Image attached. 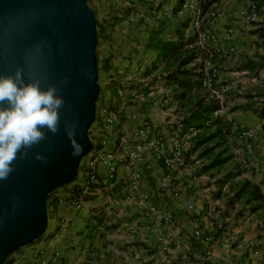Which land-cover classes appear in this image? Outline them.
<instances>
[{"label": "crops", "instance_id": "1", "mask_svg": "<svg viewBox=\"0 0 264 264\" xmlns=\"http://www.w3.org/2000/svg\"><path fill=\"white\" fill-rule=\"evenodd\" d=\"M170 1L173 6L176 4V0H154L151 11L159 6L155 13L151 12V17L147 16L149 12L144 15L141 9H136L138 15L134 24L125 26L122 21L113 28H102V39L98 38V45L102 40V53L97 58L109 68L100 71L110 76L112 84L126 77H132L136 81L132 84L138 85L149 84L152 77L159 80V73L144 76L156 58V53L146 49L145 43L159 22L163 23L162 38L172 39L174 29L181 21L188 20L184 11L172 16ZM241 2L248 0L211 1L209 5L219 11L213 25L216 41L203 42L202 46L222 54L214 86L229 83V91L219 99L222 102L220 113L233 106L244 107L227 114L226 118L232 121L231 141L241 143L238 148L244 169L241 177L258 185L264 200V34L253 33L259 22L264 21V0L257 3L259 18L256 24L245 22L235 13ZM226 30H230L229 39H224ZM189 31L190 28L185 36L192 34ZM247 63L250 65L243 67ZM254 85L259 87V102L252 98L250 87ZM148 89L161 94L155 106L144 104L146 97L126 89L117 90L119 105L114 104L110 94V99L105 98L110 103L98 101L99 105H108L118 112L114 132L106 135L107 145L112 149L117 140L130 138L142 122L153 123L167 149L181 141L178 122H171L178 120L179 114L170 102L169 91L160 81ZM121 95L127 102H134L131 109L121 107L124 104ZM258 113L261 116L258 117ZM234 128L235 133L232 132ZM246 130L251 132V137L239 138L238 135ZM89 136L97 141L94 132ZM184 143L188 144L187 140ZM126 151L125 146L115 151L113 180H107L104 170L97 169V182L85 196L80 211L66 202V197L76 194L71 193L72 188L78 186L63 187L66 192L59 193L63 203L59 205L56 201L54 208L46 207L45 233L39 240L11 254L6 264H27L34 257L50 260L54 253L58 255L54 264H264V206L255 214H248L246 210H237L239 204L226 205L224 185L218 189L208 178L204 180L209 182L203 181L201 174L204 173H200V169L189 174V166L175 165L168 174L151 151H146L136 166L141 182L138 189L131 190L129 175L123 167ZM177 187L180 193L174 196L170 190ZM139 193L146 195L143 204L139 203ZM186 203L191 204L190 209L186 208ZM210 205L214 206V212L207 215ZM166 214L168 221L163 220ZM195 230L200 234L198 237L193 235Z\"/></svg>", "mask_w": 264, "mask_h": 264}, {"label": "water", "instance_id": "2", "mask_svg": "<svg viewBox=\"0 0 264 264\" xmlns=\"http://www.w3.org/2000/svg\"><path fill=\"white\" fill-rule=\"evenodd\" d=\"M97 42L86 0H0V74L23 67L30 55L31 71L46 76L65 101L59 131L45 129L46 139L27 149V156L18 155L13 172L0 180V264L45 233L47 195L74 182L80 160L91 151L88 131L99 95ZM66 123L76 125L79 155H73Z\"/></svg>", "mask_w": 264, "mask_h": 264}, {"label": "trees", "instance_id": "3", "mask_svg": "<svg viewBox=\"0 0 264 264\" xmlns=\"http://www.w3.org/2000/svg\"><path fill=\"white\" fill-rule=\"evenodd\" d=\"M211 1L203 2L201 14L206 13L207 7ZM182 2L183 0H176V4L171 9L172 16L181 11ZM158 6L159 5L155 7V10L158 9ZM123 19V16H112L108 23V28H113L122 22ZM158 24L159 26L150 33L145 43V48L154 51L156 53V58L155 63L144 73V76H148L152 72L159 73V80L153 77L149 78V84L142 88L140 87L141 85L135 84L132 90H135L134 95L140 94L146 97L148 92H150L148 86L153 87L154 83L157 81L163 84V87H165L171 95L170 102L175 105V110L179 114L177 129L180 135L189 133V130L194 131V134L187 140L189 143L188 147L183 152L182 166L191 164L192 157L198 160H206L207 163L200 168V173L211 172L210 177H213L214 174H219L224 165L233 159L229 144L231 143L232 121L228 120L226 115L244 107L233 106L225 113H220L222 102L210 97L201 87L200 80L203 74L202 69L204 67V62L206 60H215L218 65L222 61V58L219 53H215V51L211 49L200 46L197 43L194 31L191 35L185 36V31L188 29V20L181 21L179 26L174 29L172 39L162 38L163 23L159 22ZM258 25L259 27L253 33L263 35L264 21L259 22ZM95 28L98 40L99 34L102 33L103 26H99L96 19ZM249 65L250 64L247 63L243 67H248ZM96 66L97 73L100 69L102 71L109 70L107 65L99 61L98 58ZM108 89L110 96L115 98L119 88H114L112 84H109ZM97 107L98 102L95 104L94 121L99 118ZM255 113H257V111ZM261 114L258 113L257 116L259 117ZM243 173L244 169L241 165L232 162L231 168L225 170L221 178L216 180L215 183L218 189H220L226 182H229L230 195L227 197L226 205L232 206L233 204H241L243 207H246L245 210L248 214H255L264 206L263 195L258 185L252 183L250 180L243 178L240 181L234 182V180L240 178ZM92 185L93 184H89V187L92 188ZM77 191H79L78 187L72 188L71 193H77ZM52 193L48 194L46 197V207L51 206L54 208L56 205V200H50ZM218 194L219 192L216 193V197ZM40 237L37 238V240H39ZM200 264H203V262Z\"/></svg>", "mask_w": 264, "mask_h": 264}, {"label": "built area", "instance_id": "4", "mask_svg": "<svg viewBox=\"0 0 264 264\" xmlns=\"http://www.w3.org/2000/svg\"><path fill=\"white\" fill-rule=\"evenodd\" d=\"M160 0H158L159 2ZM162 1V0H161ZM204 1L208 0H183L181 5V11H184L188 19V28L194 31L196 34L197 43L202 46L203 42H214L216 41V36L214 32V22L219 17V11L216 7L208 5L205 14L202 13V5ZM259 0H251L246 2V12L242 17L247 23H255L258 20L257 17V3ZM170 1L169 10L172 9L173 4ZM169 5V4H168ZM208 20V22H207ZM230 30L224 32V39H229ZM220 57L222 54L218 51ZM218 65L216 61L206 60L204 62V67L202 69V77L200 80L201 87L208 93L210 97L215 99H220V97L227 92V88L219 86L215 87L214 82L217 76L216 68ZM138 70V67H137ZM145 85L142 83L141 88ZM147 95H150L148 92ZM97 113L99 118L93 122L88 131V136L91 133H95L97 136V141H91L92 148L91 151L80 160L78 172L79 178H75L74 183L78 186L79 191L75 195H69L66 197L67 204L73 208L75 211H80L84 204V198L89 194L90 187L89 184H95L97 182V169L101 168L104 170V177L107 180H113L116 174V156L115 151L117 147L125 146L126 153L124 154V169L129 175V184L131 190L138 189L141 179L140 174L136 170V166L141 163L143 155L146 151H151L156 160L160 161L163 167L166 169L167 173L170 174L173 166L181 167L183 165V152L188 147L185 144V140H188L190 136L194 134L193 130H189V133L181 135V141L177 145L171 147L170 149L165 148L160 136L155 131V126L151 122H142L138 128H136L130 138L122 137L117 140V143L110 147L106 142V135L112 133L115 130V119L118 114L117 111H112L108 105L102 104L97 107ZM97 126L96 129L93 126ZM239 138L246 140L251 137V132L249 130L241 132ZM121 141V142H120ZM71 186V185H70ZM182 186V185H181ZM69 187V186H68ZM58 190V189H57ZM174 196L180 193L178 187L170 190ZM51 198L56 200L59 205L63 203L60 198V194L54 191L51 194ZM139 203L143 204L146 199L144 193H139ZM186 208L190 209L191 204L186 203ZM208 214L211 215L214 212V206L210 205L208 208ZM164 221L169 220V215L163 216ZM193 235L198 237L200 234L198 230H195ZM57 253L52 255L50 260H45L39 257H34L27 264H54L57 260Z\"/></svg>", "mask_w": 264, "mask_h": 264}, {"label": "clouds", "instance_id": "5", "mask_svg": "<svg viewBox=\"0 0 264 264\" xmlns=\"http://www.w3.org/2000/svg\"><path fill=\"white\" fill-rule=\"evenodd\" d=\"M31 64V56L26 55L23 67L17 66L11 74H0V180L13 172L18 155L27 156V149L46 139L45 129L52 134L59 131V110L65 105L57 94L60 89L48 84L46 76L34 74ZM75 127L66 123L65 134L73 155H79L82 146L75 139ZM35 158L44 160L39 154Z\"/></svg>", "mask_w": 264, "mask_h": 264}, {"label": "rangeland", "instance_id": "6", "mask_svg": "<svg viewBox=\"0 0 264 264\" xmlns=\"http://www.w3.org/2000/svg\"><path fill=\"white\" fill-rule=\"evenodd\" d=\"M233 1H236V0H233ZM117 4H119L118 7H117ZM87 5L91 9V11L94 13V17H95L96 21L99 23V26H101V27L103 26L106 29L108 28V23H109L110 18L112 16H118V17L123 16L124 19L122 21L125 23V26H126V25H130V24H134L135 23V20H136L137 15H138V12L136 11V9H139V10L141 9L143 11L144 15H145V13L147 14L149 12L150 14L147 15L148 17L152 16L151 12L155 13L157 11V10L151 11V8H150V7L154 6V0H139V1L138 0H134V1H130V0H87ZM162 12H163V9H160V13H162ZM245 12H246V3L241 2L235 13H237L238 16L243 17L244 16L243 14ZM116 13H117V15H115ZM127 15H129V16L131 15L132 18H130V19L126 18ZM159 16L163 17L162 14H160ZM257 17L259 18L258 10H257ZM207 22H208V20H207ZM227 29H229V27ZM190 31L192 32L191 29H190ZM107 36L110 37V33L109 32L107 33ZM99 38L102 39L101 33L99 34ZM109 41H112V40H109ZM101 45H102V40L99 42V45L97 43V46H96V54L97 55L102 53ZM109 67L111 69L112 68V64H110ZM216 72L218 73V67L216 68ZM97 77H98V86H99V95H98L97 102L98 101H101V102L105 101V103L106 102L110 103L109 102L110 96H109V89H108V85L112 84V81L109 79L110 76L109 77L105 76L99 70V72L97 73ZM222 78H224V77H222ZM116 82H115V84L113 83L112 86L114 88L115 87L119 88L120 92L122 90H124V89H126L128 91H131L133 93L135 92V90H132V87H134L135 84H132V83L136 82V81H133L132 77H129V79H127V77L126 78H122V80H117ZM221 84H222V87L227 88V91H229V87H228L229 83H227V84L226 83H221ZM250 89H251V92H253L252 98H255V101L259 102V99H261V97L257 96V94L259 93L258 92V89H259L258 85H254V86L250 87ZM149 91H150L149 92L150 95L146 96L147 101H144V104H147V105L151 104V105L155 106V104L158 102V100H160L161 94H158L156 90H149ZM225 94H227V93H225ZM106 97H108L109 99L106 100L105 99ZM221 97L224 98L223 95ZM131 98H132V100H134L133 99L134 95ZM113 99H114V104L115 105L116 104H118V105L120 104V99H118V97L113 98ZM121 99H123V102H124V104L121 106L123 109L126 108V107L131 109L132 106L134 105V102H132V101L127 102L125 96H123V95H121ZM169 112H171V111H169ZM171 122H177V120L175 119V120H173ZM232 132L235 133L237 131L234 128V129H232ZM238 142L239 141L236 140V141H231V143H229L230 144V152L233 155L232 161H230L227 164H225L223 169L220 171V173L219 174H214L213 177H210L211 172L201 174L202 178H203V181H206V180H204V178H208V180H211L210 184H214V182L216 180L221 178V176H222V174H223V172L225 170H228V169L231 168L232 162L239 163L240 165H242V162H241L242 159L239 158L240 157L239 156L240 153L238 152V148L241 145V143L240 142L238 143ZM187 143H189V142H187ZM243 160H245V159L243 158ZM206 163H207L206 160H198V159H194V157H192L191 164L186 165V166L190 167L189 174L192 175L193 172H198V170ZM79 177H80V175L77 174V178H79ZM241 179H243V178L242 177L236 178L234 180V182L240 181ZM208 180L206 182H209ZM72 183H74V182H72ZM72 183L68 184L67 186L72 185ZM62 188L63 187H61V188H59L58 190H55V191H57V193H62L63 191L66 192V188L65 189H62ZM222 189H223L224 199L227 200V197L230 195L229 182H226ZM236 208H237V210H242V211L245 210V207H243L240 204L237 205ZM9 258L5 261L4 264L7 263Z\"/></svg>", "mask_w": 264, "mask_h": 264}]
</instances>
